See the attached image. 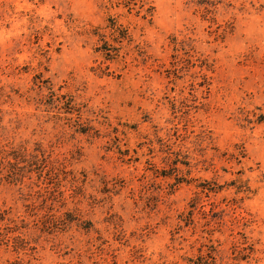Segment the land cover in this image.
<instances>
[{
	"label": "rangeland",
	"instance_id": "rangeland-1",
	"mask_svg": "<svg viewBox=\"0 0 264 264\" xmlns=\"http://www.w3.org/2000/svg\"><path fill=\"white\" fill-rule=\"evenodd\" d=\"M21 146L88 179L73 199L53 175L74 221L29 219L0 264H264V0H0V150ZM7 172L25 216L38 173Z\"/></svg>",
	"mask_w": 264,
	"mask_h": 264
},
{
	"label": "trees",
	"instance_id": "trees-1",
	"mask_svg": "<svg viewBox=\"0 0 264 264\" xmlns=\"http://www.w3.org/2000/svg\"><path fill=\"white\" fill-rule=\"evenodd\" d=\"M70 164L69 158L52 157L49 151L41 146L33 151L26 146L0 150V166L8 171L5 178L9 183L23 184L26 177L32 178V172L38 173L36 181L33 182L38 189L29 193V198L35 199V201L26 204L29 209L27 215L11 216L9 209L0 208V246L5 243L18 251V243H29L26 236L32 225L29 219H32L34 228L42 232L60 228V222L67 226L70 221H74L71 219L73 218L71 210L60 216L53 213L55 202L50 200L55 191V188L51 187V177L59 175L60 171H66L72 175L70 197L74 199L83 193L88 176L84 171L76 172L73 169L68 171L67 168ZM69 198H64V200L67 201ZM45 207L47 210H44ZM42 209L45 212L40 215L39 211ZM209 249L208 254H212V256L210 255L212 258H216L213 254L217 253V249L214 246H210Z\"/></svg>",
	"mask_w": 264,
	"mask_h": 264
}]
</instances>
